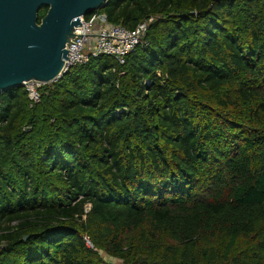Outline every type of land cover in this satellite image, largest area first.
Listing matches in <instances>:
<instances>
[{
    "label": "trees",
    "instance_id": "1",
    "mask_svg": "<svg viewBox=\"0 0 264 264\" xmlns=\"http://www.w3.org/2000/svg\"><path fill=\"white\" fill-rule=\"evenodd\" d=\"M99 11L124 63L0 93V264H264V0Z\"/></svg>",
    "mask_w": 264,
    "mask_h": 264
},
{
    "label": "water",
    "instance_id": "2",
    "mask_svg": "<svg viewBox=\"0 0 264 264\" xmlns=\"http://www.w3.org/2000/svg\"><path fill=\"white\" fill-rule=\"evenodd\" d=\"M106 1L0 0V93L28 81L57 80L74 27ZM42 6L47 10L38 21Z\"/></svg>",
    "mask_w": 264,
    "mask_h": 264
},
{
    "label": "built area",
    "instance_id": "3",
    "mask_svg": "<svg viewBox=\"0 0 264 264\" xmlns=\"http://www.w3.org/2000/svg\"><path fill=\"white\" fill-rule=\"evenodd\" d=\"M152 18L140 22L134 29H127L120 24L108 22L105 13L95 10L82 16L80 24L74 27V35L65 44L67 60L64 59L60 77L76 65L87 63L90 59L107 55L119 63H124L125 56L143 43V38ZM59 77V78H60ZM38 81L25 82L28 99L31 105L39 101ZM89 208V206L87 207ZM88 244V238H84Z\"/></svg>",
    "mask_w": 264,
    "mask_h": 264
},
{
    "label": "rangeland",
    "instance_id": "4",
    "mask_svg": "<svg viewBox=\"0 0 264 264\" xmlns=\"http://www.w3.org/2000/svg\"><path fill=\"white\" fill-rule=\"evenodd\" d=\"M85 238H86V237H85ZM87 245L90 246V247L92 246L90 242H89ZM101 254H103V253H101ZM103 256H104V255H103ZM104 257H105L107 260H111V259H109V258L106 257V256H104ZM111 261H112V262H116V260H111Z\"/></svg>",
    "mask_w": 264,
    "mask_h": 264
}]
</instances>
